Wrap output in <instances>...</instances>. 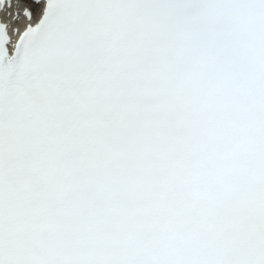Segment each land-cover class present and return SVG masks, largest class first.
<instances>
[{
	"label": "snow or ice",
	"instance_id": "obj_1",
	"mask_svg": "<svg viewBox=\"0 0 264 264\" xmlns=\"http://www.w3.org/2000/svg\"><path fill=\"white\" fill-rule=\"evenodd\" d=\"M28 3L0 22V264H264V0Z\"/></svg>",
	"mask_w": 264,
	"mask_h": 264
},
{
	"label": "bare ground",
	"instance_id": "obj_2",
	"mask_svg": "<svg viewBox=\"0 0 264 264\" xmlns=\"http://www.w3.org/2000/svg\"><path fill=\"white\" fill-rule=\"evenodd\" d=\"M25 1V0H24Z\"/></svg>",
	"mask_w": 264,
	"mask_h": 264
}]
</instances>
